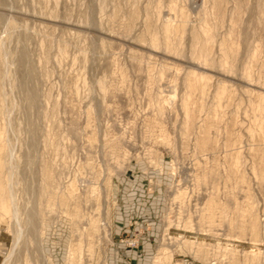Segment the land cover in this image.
<instances>
[{
  "label": "rangeland",
  "instance_id": "374dc122",
  "mask_svg": "<svg viewBox=\"0 0 264 264\" xmlns=\"http://www.w3.org/2000/svg\"><path fill=\"white\" fill-rule=\"evenodd\" d=\"M1 188L0 264H264V0H0Z\"/></svg>",
  "mask_w": 264,
  "mask_h": 264
},
{
  "label": "bare ground",
  "instance_id": "6f19581e",
  "mask_svg": "<svg viewBox=\"0 0 264 264\" xmlns=\"http://www.w3.org/2000/svg\"><path fill=\"white\" fill-rule=\"evenodd\" d=\"M172 6V5H171ZM170 9V8H169ZM176 9V8H175ZM161 10H162V8H161ZM158 13V12H157ZM175 14V13H174ZM203 34V33H202ZM199 53V52H198ZM221 68V67H220ZM229 71V70H228ZM222 92V91H221ZM4 190V188H1L0 189V192H1V196H0V206L3 208V209H5V207L7 206L6 205V199L3 197V193H2V191ZM12 190V189H11ZM16 217V216H15ZM159 262H158V260H155L154 261V264H158Z\"/></svg>",
  "mask_w": 264,
  "mask_h": 264
}]
</instances>
